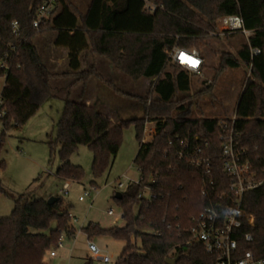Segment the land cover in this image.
Instances as JSON below:
<instances>
[{
    "label": "trees",
    "instance_id": "1",
    "mask_svg": "<svg viewBox=\"0 0 264 264\" xmlns=\"http://www.w3.org/2000/svg\"><path fill=\"white\" fill-rule=\"evenodd\" d=\"M154 1L163 8L148 13L143 10L142 0H89L84 12L71 7L69 0H59L60 9L36 30L31 22L42 0H0V59L7 56L9 64L2 91L7 115L0 135V169L5 168L1 155L7 132L25 124L52 96L53 79L71 76L75 77L74 84L85 85L94 77L115 90L114 84L104 80L93 67L81 69L83 51L108 58L132 79L155 78L151 93L145 97L117 90L137 99L141 108V114L118 121H112L95 104L65 97L56 137L48 141L50 154L58 150L61 160L55 175L81 181L84 170L72 164L70 157L78 146L87 145L92 152L93 177L100 176L117 154L124 129L133 125L139 145L133 162L143 183L155 178V197L139 199L142 185L129 184L120 199L114 196L124 212V225L103 228L91 222L81 230L88 240L107 236L125 241L112 264H167L166 259L176 255L175 264H213L215 256L199 242L190 241L189 234L193 217L210 203L200 193V169L178 158L169 141L179 135L193 144H203L213 167L215 191L211 195L227 193L229 178L219 158V119L191 116V103L186 104L191 73L169 63L166 50L173 46L199 50L207 46V37L215 31L219 17L238 15L252 34L236 55L220 52V68L245 65L249 71L235 107V125L262 184L243 196L241 206L253 215L254 222L242 230L250 232L253 240L240 241L244 250L264 256V0ZM12 21L18 23L17 33L12 31ZM46 31L56 33L54 46L68 49V72L53 73L44 64L33 38ZM250 48H259L260 53L251 55ZM168 64L173 71L166 70ZM146 117L156 121L157 132L151 142L142 146ZM11 119L14 125H10ZM32 192L18 195L10 215L0 217V264H51L45 255L57 246L61 236L71 238L76 233L61 196L57 195L58 200L49 205L44 198L32 197ZM3 194L8 192L0 181V196ZM53 221L56 226L51 228ZM84 264H92V260Z\"/></svg>",
    "mask_w": 264,
    "mask_h": 264
},
{
    "label": "rangeland",
    "instance_id": "2",
    "mask_svg": "<svg viewBox=\"0 0 264 264\" xmlns=\"http://www.w3.org/2000/svg\"><path fill=\"white\" fill-rule=\"evenodd\" d=\"M69 1L71 7L76 8L78 12H84L89 2V0ZM217 28L215 27L216 32ZM55 36L54 31H46L33 38L40 54L43 55L45 48L54 47ZM246 41L242 33L207 37V46L199 49L204 59L200 75L192 73L190 75V90L187 92L189 96L186 104L191 103L192 117L223 119L234 115L238 97L249 71L245 65L221 69L220 52L236 55L238 49ZM54 51L55 49L52 48L51 57L59 58L60 50H57V53ZM88 53L91 54L89 51ZM96 58L101 59L99 56ZM44 60L47 68L53 73L60 74L69 70L67 62L61 61L59 65L54 63L52 65V58H50V63ZM102 60L112 65L107 58H102ZM166 70L173 71V67L168 64ZM114 71L102 67L101 73L105 78L116 83L114 84L116 91L94 77L90 79L92 85L86 88V92L81 83L73 87L75 77L53 79L50 84L52 96L39 106L25 124L8 131L1 155V158L5 160V168L0 169V181L8 194L0 196V217L10 215L14 201L20 194L33 191L32 197L46 200L50 196L59 195L63 200V209L70 213V223L76 229L75 235L71 238L63 235L61 247L56 246L51 249L55 251L56 256H50L49 252L45 255V260L51 264H84L88 259L92 260V264H102L93 258V253L88 247V237L81 227L91 222L103 228L124 225V220L119 219L118 216L122 208L115 201L114 195L115 192H123L126 189L118 187L117 184L120 181L137 180L140 175L133 162L139 148L134 126L128 125L124 129L117 154L108 169L95 179L92 174V152L87 145L78 146L70 157L72 164L80 165L84 170V177L81 181L63 180L56 177L55 171L60 166L61 160L58 150L50 154L48 145V141L56 137V123L64 105V98L67 96L73 100H79L82 99L84 93L85 95H89L90 92L93 95L96 93V96L103 99L102 103L96 105L102 112H107L106 105L113 103L119 105L120 112L116 113L117 121L141 114L137 99L117 92L122 91L132 96L145 97L151 93L155 80L149 81L144 77L135 80L120 70ZM2 83L3 79L0 78V85ZM92 180H94V186L91 185ZM66 182L69 186L65 191L63 185ZM86 192L89 194L85 195ZM80 196L83 200H79ZM109 209H113L115 214L109 215L107 213ZM55 226L56 222L53 221L51 228ZM91 241L103 253L109 254L112 262H115L126 245L125 241L107 236H95Z\"/></svg>",
    "mask_w": 264,
    "mask_h": 264
},
{
    "label": "built area",
    "instance_id": "3",
    "mask_svg": "<svg viewBox=\"0 0 264 264\" xmlns=\"http://www.w3.org/2000/svg\"><path fill=\"white\" fill-rule=\"evenodd\" d=\"M143 10L154 13L162 9V4L154 0H142ZM59 9V0H42L36 8L31 25L36 30ZM12 31L17 33L18 23L12 21ZM215 27L217 32H210V36H224L227 34L242 33L246 39L252 34L251 30L244 28L243 20L238 15H226L217 19ZM14 50V47H12ZM169 63H176L187 69L194 75H200L204 59L196 48L186 49L173 46L166 50ZM251 55L260 53L259 48H250ZM0 69L3 74L0 76L3 83L0 85V135L5 130L4 123L7 115L3 88L9 69L8 58L4 56L0 59ZM235 114L228 119H219L220 128V153L219 158L222 164L223 173L229 178L228 192L212 196L215 191V182L211 175L213 167L210 158L205 155L203 144H193L189 139L175 135L169 141L175 147V152L180 159H186L190 165L198 167L203 178L200 193L203 197L209 198L210 203L193 217V225L189 229L190 241L199 242L207 253L213 254L215 260L213 264H264V256L257 257L250 250H244L241 241L250 243L253 236L250 232H243L244 226H251L254 222L253 215L241 206L244 194L252 189L259 187L262 180L258 178L253 167L248 147L242 142L239 131L235 125ZM10 125H14V120H10ZM157 132L156 121L146 117L144 122L143 136L141 145L151 142ZM8 133V132H7ZM206 143H204L205 145ZM140 174V173H139ZM143 176L139 175L137 180L128 179L126 182L120 181L119 188H126L129 184H141L138 198L151 200L155 197L153 184L155 178L150 177L144 182ZM68 182L63 185V189H68ZM89 194L86 192L85 195ZM212 196V197H211ZM79 200H83L80 196ZM114 215L113 209L107 212ZM119 219L124 220L123 210L119 213ZM241 240V241H240ZM63 236L60 237L57 246L63 245ZM88 247L93 258L102 264H112L109 254L103 253L100 248L88 240ZM50 256L56 253L49 251Z\"/></svg>",
    "mask_w": 264,
    "mask_h": 264
},
{
    "label": "crops",
    "instance_id": "4",
    "mask_svg": "<svg viewBox=\"0 0 264 264\" xmlns=\"http://www.w3.org/2000/svg\"><path fill=\"white\" fill-rule=\"evenodd\" d=\"M60 7H61V4H59V9H60ZM53 41H54V39H53ZM35 44V43H34ZM36 45V44H35ZM54 46V45H53ZM37 47V46H36ZM52 48L53 49H55V51L54 52H56L57 50H60V54H61V56L59 57V58H57V57H51V53H52ZM51 49L49 48V47H47V48H45V50L43 51V55L42 54H40L41 55V58H42V60H44V59H46L47 60V62H49L50 63V58H52V61H51V63H52V65H53V63L54 64H60L61 63V61H63V62H67V65H68V59H67V54H68V49L67 48H64V47H56V46H54V47H52ZM88 51L89 50H85V51H83L81 54H80V60H81V69L82 70H85V69H88L89 67H93L101 76H102V78L104 79V80H106V81H110V82H112L113 84H116L113 80H109V79H107V78H105L104 76H103V74L101 73V70H102V67H106L107 69H109L110 71H114V70H118V69H116L114 66H113V64L112 65H110V63H108L107 61H104V60H102V58H106V57H103V56H99L101 59H98V58H96V56H98V55H95V54H89L88 53ZM57 53V52H56ZM108 59V58H107ZM109 60V59H108ZM45 61V60H44ZM43 61V62H44ZM110 61V60H109ZM45 64V63H44ZM113 66V67H112ZM47 67V66H46ZM69 71V70H68ZM68 71H64V72H68ZM115 72V71H114ZM115 75H117V74H115ZM145 78V77H144ZM145 79H147V80H149V81H154L155 80V78H145ZM80 82H76L75 84L73 83V87H76L78 84H79ZM82 84V83H81ZM92 85V81L91 80H89L85 85H83V88H84V91L86 92V88L87 87H89L90 88V86ZM106 85V84H105ZM107 86V85H106ZM89 90V89H88ZM92 90V89H91ZM82 99L86 102V104H95V105H97L98 103H102L103 102V99L100 97V96H96V93H95V95H93V93L92 92H90V94L88 95H85V93H84V95H83V97H82ZM104 104V103H103ZM105 105H106V103H105ZM105 107V106H104ZM106 107L108 108V110H107V112L105 113L112 121H116V113L117 112H115V111H117L118 110V108H119V105H117V104H115V103H113L112 105H109V106H107L106 105ZM115 113V114H114ZM54 256H56V254L54 255ZM86 261H88V260H86ZM85 261V262H86ZM84 262V263H85Z\"/></svg>",
    "mask_w": 264,
    "mask_h": 264
},
{
    "label": "water",
    "instance_id": "5",
    "mask_svg": "<svg viewBox=\"0 0 264 264\" xmlns=\"http://www.w3.org/2000/svg\"><path fill=\"white\" fill-rule=\"evenodd\" d=\"M115 198L116 199H120L122 194L121 192H116L115 193ZM58 200V197L57 196H50L46 201L49 205L53 204L55 201ZM178 259V255H176L174 258H171V259H166V263L167 264H175V262L177 261Z\"/></svg>",
    "mask_w": 264,
    "mask_h": 264
}]
</instances>
